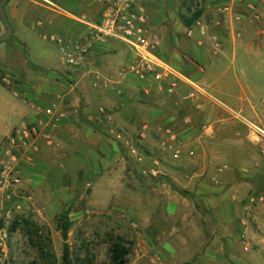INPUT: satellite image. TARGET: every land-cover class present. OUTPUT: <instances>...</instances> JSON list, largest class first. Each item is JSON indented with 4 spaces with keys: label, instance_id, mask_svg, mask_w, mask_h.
I'll return each mask as SVG.
<instances>
[{
    "label": "crops",
    "instance_id": "crops-1",
    "mask_svg": "<svg viewBox=\"0 0 264 264\" xmlns=\"http://www.w3.org/2000/svg\"><path fill=\"white\" fill-rule=\"evenodd\" d=\"M5 1L13 32L0 46L10 40L13 43L0 49V71L10 69L11 79L3 77V82L13 88L18 86L14 94L24 98L18 111L20 121L3 134V139L24 123L41 122L43 117L35 111L34 104L57 103L63 114L61 124L51 131L52 147L40 137L24 147L23 190L46 182H81L95 185V190L119 183V200L129 201L119 211L129 213L140 230L156 232L148 235V240L174 258V262L166 258L160 264H264V207L243 209L236 188L223 187L236 178L234 168L222 171L220 164L209 158V152L218 147L215 141L227 140L228 151H232L236 138L244 137L246 131L252 137V127L264 133L254 118L243 115L244 103L223 111L216 96L221 82L230 87V72L236 70L235 63L220 65L217 59L227 57L230 51L235 53L240 37L237 31L241 28L238 23L258 19L259 12H264V0H222L231 6L223 15L213 12V5L205 13L211 20L205 37L186 35L190 19L179 1L140 0L149 14V28L159 40V63L144 79L131 71L138 61L133 50L117 40L97 44L86 69L62 66L48 77L28 76L25 71L28 68L33 72V67L26 58L25 65L18 64L15 58L19 47L23 52L29 44L27 30L39 33L42 39L43 34L74 36L73 27L80 23L77 19L99 21L105 4L103 0L50 1L58 12L52 15L40 0ZM174 4L180 17L174 10L173 15L169 13L168 8ZM40 22L43 26H39ZM79 25L84 33L85 26ZM0 31L2 37L5 26L1 19ZM247 44L241 42L243 47ZM219 70L217 76L213 74ZM104 115L124 132H119L121 137L128 134L139 138L141 145L137 147L141 146L147 160L135 163L138 176L118 140L111 136L113 130L101 125L95 130L90 124L100 123ZM164 142L182 148V158L174 159ZM212 144L214 148H210ZM195 153L200 154L195 161L185 162ZM258 167L264 172V159ZM142 168L158 169L160 175L144 176ZM189 168L192 186L197 189L189 197L196 199L197 206L188 195L172 190V185L180 189L177 184L183 180L181 173ZM192 224L196 225L193 234L188 229ZM194 237L195 251L182 258L190 245L188 238ZM170 238L175 243L181 241L180 246L172 244Z\"/></svg>",
    "mask_w": 264,
    "mask_h": 264
},
{
    "label": "rangeland",
    "instance_id": "rangeland-1",
    "mask_svg": "<svg viewBox=\"0 0 264 264\" xmlns=\"http://www.w3.org/2000/svg\"><path fill=\"white\" fill-rule=\"evenodd\" d=\"M49 1L56 2V0ZM40 2L45 9L50 8L52 15L58 14L55 6H51L45 0ZM168 10H171L169 12L171 15L174 14V10L177 16H181L176 4L171 5ZM78 25L73 27L75 34L81 33ZM238 26L241 28L237 31L240 37H237L235 53L230 51L227 57L217 59L221 61L220 65L235 63L236 66V70L232 69L230 72L232 78L230 87L221 82V88L216 89L218 105L225 111L228 106L237 109L241 103H244L246 108L243 115L249 119L254 118L253 120L264 129V12H259L258 19L239 22ZM26 33L29 44L25 45L23 52H20L19 47L15 57L18 64L25 65L26 58L29 66L33 67V72L28 71L27 68L25 74L48 77L55 73L56 68L66 66L61 60L56 43L42 39L37 32L27 30ZM71 36L69 34L65 38ZM12 41L3 42L0 49L9 47ZM241 42L248 44L243 47ZM219 73L221 70L213 74L217 76ZM3 77L11 79L9 68L0 71V153L8 137L3 139V134L21 119L18 111L23 106L21 100L24 98L16 96L14 93L19 89L18 86L13 88L5 85ZM103 117L98 125L113 130L111 136L118 140L123 155L129 160L130 167H133L134 175L138 176L139 173L135 168V163L138 162L131 152V147L141 145L139 138L129 137L128 134H123L120 139L117 138L119 132L123 131L109 116H107L109 119L105 115ZM237 127L243 128L241 125ZM251 129L252 137L251 132L246 131L244 137L235 139L236 147L232 151H228L227 140L221 139L215 141L219 149L217 147L216 151L209 152V158H214L220 164L222 171H231L234 168L233 174L236 178L230 185L223 183V187L225 190L235 187L238 192L236 194L242 202L241 207L247 210L261 208L258 204H250L249 199L264 195V172L258 169L259 163L264 159V133L256 127ZM137 148L147 158L139 149L141 146ZM210 148H214V144L210 145ZM199 155L195 153L186 157L185 162L190 164ZM190 173H192L191 168L185 169L181 173L183 179L181 184H177L180 189L172 185V190L188 197L191 193L195 194L197 189L192 186ZM22 186L23 183L20 193L31 197V208L20 212L12 210L8 229L10 238L6 247L0 248L1 264H49L51 256L56 258L55 264H111L109 252L115 237H122L124 247L130 251L127 264H135L137 260L143 261V264H160V260L165 262L166 258L174 262V258L163 253L162 249L148 240L147 236L156 232L140 230L139 226H135L137 223L129 213L119 211V207L126 208L129 204L127 200H119V183L110 187L108 185L101 187L100 190H95L93 184L87 185L81 182L65 185L46 182L37 186L29 185L26 190H23ZM127 186L131 188V185ZM65 187L67 189L62 190ZM189 201L192 204L196 203L197 206L195 198L189 197ZM62 214H65L70 222L66 240L62 236L59 224ZM25 220L29 221L28 226L24 224ZM15 223L18 226L12 230ZM195 227L196 225L192 224L188 228L192 234L196 233ZM188 239L190 245L185 248L182 258L195 251L194 245L197 242L195 237ZM180 242L175 243L174 239L171 240L172 244L179 246ZM197 260L198 258L195 257L194 261Z\"/></svg>",
    "mask_w": 264,
    "mask_h": 264
},
{
    "label": "built area",
    "instance_id": "built-area-1",
    "mask_svg": "<svg viewBox=\"0 0 264 264\" xmlns=\"http://www.w3.org/2000/svg\"><path fill=\"white\" fill-rule=\"evenodd\" d=\"M46 3L53 5L50 1ZM182 5L186 17L191 21L186 28V35L194 37L199 34L205 37L210 32L211 20L205 17L207 9L220 15L230 11V4L222 0H178ZM104 12L97 22H89L77 19L85 26L84 33L63 38L56 34H43L45 40L56 43L60 57L64 65L86 69L89 55L97 44H106L111 40L120 41L128 45L137 56V63L131 67V71L144 79L148 72L154 71L159 63L157 50L159 40L149 28V14L140 0H103ZM197 15L196 18L194 16ZM43 26V22L39 23ZM33 108L43 118L38 124H26L15 128L7 137L6 144L0 153V248L6 247L9 241V218L12 210L20 212L29 209L31 197L20 193L22 180L23 149L30 140L40 137L49 147L54 145L52 129L61 124L63 114L59 113V105L34 104ZM104 113V112H102ZM117 138H121L119 134ZM164 148L168 149L174 159H181L183 150L180 147L168 145L164 142ZM131 152L140 164H144L145 158L137 147L132 146ZM155 164L158 165L157 162ZM141 173L148 177H158L160 172L154 168H142ZM250 204H258L264 207V195L250 198ZM2 257L0 255V264Z\"/></svg>",
    "mask_w": 264,
    "mask_h": 264
},
{
    "label": "trees",
    "instance_id": "trees-1",
    "mask_svg": "<svg viewBox=\"0 0 264 264\" xmlns=\"http://www.w3.org/2000/svg\"><path fill=\"white\" fill-rule=\"evenodd\" d=\"M3 0H0V2ZM197 15L194 16V18H196ZM192 20H190L188 22V24H190ZM1 32V31H0ZM90 124L92 125V127L95 130H99V125L97 122H90ZM24 224L28 226L29 221L25 220ZM59 224L61 226V230H62V236L63 238L66 240L67 236H68V231H69V227H70V222L68 217L65 214H62L59 218ZM17 223H15V225L12 227V230L17 228ZM124 239L122 237H115V241L110 249V261L111 264H127L128 263V256L130 254L129 249L125 248L124 245ZM47 255H49V253H47ZM51 261L49 262V264H55V257L51 256Z\"/></svg>",
    "mask_w": 264,
    "mask_h": 264
},
{
    "label": "water",
    "instance_id": "water-1",
    "mask_svg": "<svg viewBox=\"0 0 264 264\" xmlns=\"http://www.w3.org/2000/svg\"><path fill=\"white\" fill-rule=\"evenodd\" d=\"M5 4H6L5 0L0 2V19L5 26V34L2 37H0V42L9 39L12 35V32H13V28L9 22V19H8L6 12H5V9H4Z\"/></svg>",
    "mask_w": 264,
    "mask_h": 264
}]
</instances>
